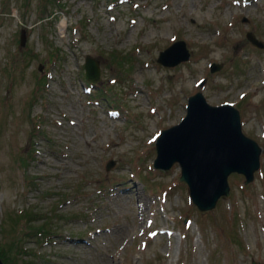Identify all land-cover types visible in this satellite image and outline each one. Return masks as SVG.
<instances>
[{"label":"rangeland","instance_id":"1","mask_svg":"<svg viewBox=\"0 0 264 264\" xmlns=\"http://www.w3.org/2000/svg\"><path fill=\"white\" fill-rule=\"evenodd\" d=\"M42 1L0 0V239L29 210L51 233L14 264H264V0ZM180 40L189 60L158 62ZM198 92L236 106L263 149L255 180L231 175L205 212L179 163L155 167L158 136Z\"/></svg>","mask_w":264,"mask_h":264},{"label":"water","instance_id":"2","mask_svg":"<svg viewBox=\"0 0 264 264\" xmlns=\"http://www.w3.org/2000/svg\"><path fill=\"white\" fill-rule=\"evenodd\" d=\"M247 37L263 48L254 33L249 32ZM26 38L23 31L22 46ZM173 56L176 57L172 59ZM189 58L187 44L180 40L163 51L158 61L164 66L175 67ZM221 67V64H213L211 71ZM85 71L89 81L100 80V63L89 55ZM186 108L187 114L181 122L163 130L157 138L155 167L167 170L179 163L180 180L187 183L192 202L205 212L214 209L222 196H230L229 178L232 174L243 175L246 184L255 180V173L261 167L263 149L244 133L241 112L233 104L212 105L203 92H198L189 97ZM114 164L111 162L107 168ZM0 264H5L1 256Z\"/></svg>","mask_w":264,"mask_h":264},{"label":"trees","instance_id":"3","mask_svg":"<svg viewBox=\"0 0 264 264\" xmlns=\"http://www.w3.org/2000/svg\"><path fill=\"white\" fill-rule=\"evenodd\" d=\"M52 3H57L60 6L64 5L61 3V0H43L42 1V4H52ZM45 12H47V10ZM42 16L43 15H41L40 17L44 18ZM57 55L58 53L57 51H55V56ZM122 58H127V56H124L122 54L121 56H118L117 54L113 55V60L119 63H121ZM39 81H41V79ZM87 84H89L88 81H87ZM41 86L46 87V82L44 80L41 82ZM110 91L114 92V97H113L114 100H121L120 97L116 98L117 93L113 89H110L107 92H110ZM101 92H102L101 86H97V89L94 91V95L101 96ZM106 99H109V98H106ZM38 215H39L38 213H35L29 210L23 213V215H20L19 213L16 212V215L14 217H10V219L14 221V224H15L14 229L17 230V232L14 236H12L9 239H5V240L0 239V256L3 260H5L6 262H9V264L17 263L18 256L22 254L24 250V243H23L24 239L31 237V236H37V235H43V234L44 236L51 235V233L47 230V227L45 226L46 223H43L42 225H39V226L32 224V221L35 220L38 217ZM22 217L25 218V220H23L25 222L21 224L20 220Z\"/></svg>","mask_w":264,"mask_h":264},{"label":"bare ground","instance_id":"4","mask_svg":"<svg viewBox=\"0 0 264 264\" xmlns=\"http://www.w3.org/2000/svg\"><path fill=\"white\" fill-rule=\"evenodd\" d=\"M111 30H112V32L114 31V29L113 28H111ZM60 33H64V32H60ZM130 33H131V31H130ZM58 51L60 52L61 51V49H58ZM258 79L259 78H256L255 80L256 81H258ZM84 81H85V83L87 84V81L84 79ZM89 82V84H87V85H89V86H93V85H96V83H92V82H90V81H88ZM98 83V82H97ZM91 84V85H90ZM47 86V85H46ZM96 86H100V85H96ZM97 89V88H96ZM103 90V89H102ZM141 200H142V202H143V204H145L146 203V199H144V198H141ZM75 244V243H74ZM76 245V244H75ZM69 246H71L72 247V244H69ZM34 252V251H33Z\"/></svg>","mask_w":264,"mask_h":264}]
</instances>
